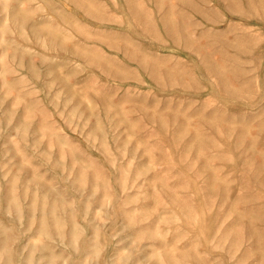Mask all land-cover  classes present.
Segmentation results:
<instances>
[{
	"label": "rangeland",
	"instance_id": "1",
	"mask_svg": "<svg viewBox=\"0 0 264 264\" xmlns=\"http://www.w3.org/2000/svg\"><path fill=\"white\" fill-rule=\"evenodd\" d=\"M0 264H264V0H0Z\"/></svg>",
	"mask_w": 264,
	"mask_h": 264
},
{
	"label": "bare ground",
	"instance_id": "2",
	"mask_svg": "<svg viewBox=\"0 0 264 264\" xmlns=\"http://www.w3.org/2000/svg\"><path fill=\"white\" fill-rule=\"evenodd\" d=\"M2 244H3V243H2ZM6 244H7V243H6ZM6 244H4V246H5ZM4 246H3V247H4ZM9 260H10V259H9Z\"/></svg>",
	"mask_w": 264,
	"mask_h": 264
}]
</instances>
